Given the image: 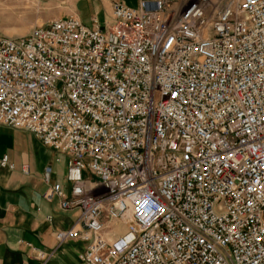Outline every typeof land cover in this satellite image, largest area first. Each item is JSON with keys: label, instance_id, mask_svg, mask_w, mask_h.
<instances>
[{"label": "built area", "instance_id": "2783aa9c", "mask_svg": "<svg viewBox=\"0 0 264 264\" xmlns=\"http://www.w3.org/2000/svg\"><path fill=\"white\" fill-rule=\"evenodd\" d=\"M111 16L0 36V124L69 157V195L44 174L78 212L56 240L87 244L77 264H264V0Z\"/></svg>", "mask_w": 264, "mask_h": 264}, {"label": "crops", "instance_id": "0c3cea01", "mask_svg": "<svg viewBox=\"0 0 264 264\" xmlns=\"http://www.w3.org/2000/svg\"><path fill=\"white\" fill-rule=\"evenodd\" d=\"M79 1L74 5L77 12L65 17H76L89 27L107 26L112 20V2L124 3L93 0L80 11ZM57 154L64 153L45 145L33 133L0 124V264H77L86 249L80 239L59 244L55 238L57 231L69 230L78 221V212L63 210L59 198L48 201L43 196L49 187L44 180L47 168L52 170L51 182L61 183L68 195L71 192L69 157L64 154L67 173L61 178L52 165ZM5 157L7 163L2 164ZM124 231L125 226L117 223L110 240ZM41 252L47 254L46 259L39 257Z\"/></svg>", "mask_w": 264, "mask_h": 264}, {"label": "rangeland", "instance_id": "374dc122", "mask_svg": "<svg viewBox=\"0 0 264 264\" xmlns=\"http://www.w3.org/2000/svg\"><path fill=\"white\" fill-rule=\"evenodd\" d=\"M91 1L93 0H80L79 4L82 8L79 10H86V5H90ZM122 1L132 7L137 6L138 3V0ZM167 1L168 10L173 13L175 11L182 12L194 0ZM75 2L76 0H0V36L19 38L28 34L35 27L45 26L52 20L74 14L77 12L74 6ZM67 159L64 154H57L53 157L52 165L61 178H64L67 173ZM83 177L89 178L90 175L88 172H84ZM115 222L117 221H113V224H107L104 232L105 237L110 242L114 241L110 240L109 237Z\"/></svg>", "mask_w": 264, "mask_h": 264}, {"label": "bare ground", "instance_id": "6f19581e", "mask_svg": "<svg viewBox=\"0 0 264 264\" xmlns=\"http://www.w3.org/2000/svg\"><path fill=\"white\" fill-rule=\"evenodd\" d=\"M111 231H113V232H114V229H113V230H111ZM116 242H117V241H116ZM117 244H118V245H120V243H119V242H117Z\"/></svg>", "mask_w": 264, "mask_h": 264}]
</instances>
